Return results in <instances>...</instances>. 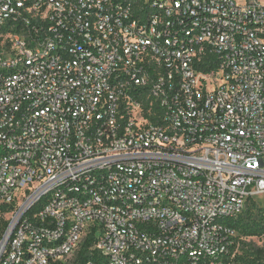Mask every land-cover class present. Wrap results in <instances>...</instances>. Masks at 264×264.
<instances>
[{
	"label": "built area",
	"instance_id": "1",
	"mask_svg": "<svg viewBox=\"0 0 264 264\" xmlns=\"http://www.w3.org/2000/svg\"><path fill=\"white\" fill-rule=\"evenodd\" d=\"M261 196L264 0H0V264H226Z\"/></svg>",
	"mask_w": 264,
	"mask_h": 264
},
{
	"label": "trees",
	"instance_id": "2",
	"mask_svg": "<svg viewBox=\"0 0 264 264\" xmlns=\"http://www.w3.org/2000/svg\"><path fill=\"white\" fill-rule=\"evenodd\" d=\"M261 204L262 203L259 201V197L251 199L248 202L245 211L236 220H232L228 223L231 228L236 230L237 234L238 231L241 232V236L239 235V237H237L235 246L236 250L240 243L242 244V249L244 247H246V249L242 251L240 255L236 252L232 258H228L226 260V264H264V250L255 246L253 243L250 245L246 244L245 241H241L242 237L251 238L261 237L262 235H264V216L261 209H258ZM254 209H257V211L260 212L261 217L259 219L257 217H252V212ZM245 212L247 214V218L244 223V219H241L240 217ZM92 243V237H89L84 241L74 261V264H82L87 259H96L94 254L90 251Z\"/></svg>",
	"mask_w": 264,
	"mask_h": 264
},
{
	"label": "rangeland",
	"instance_id": "3",
	"mask_svg": "<svg viewBox=\"0 0 264 264\" xmlns=\"http://www.w3.org/2000/svg\"><path fill=\"white\" fill-rule=\"evenodd\" d=\"M241 1V0H239ZM259 201L262 203L260 207H258V209H261V211L263 212V216H264V196L259 197ZM246 212L240 217L241 219H244V223L246 221ZM252 217H257L258 219L261 217V214L259 211H257V209H254L252 212ZM240 233V234H239ZM239 235L241 236V232L238 231L237 237H239ZM241 241H245L246 244H254L255 246L262 248L264 250V235H262L261 237H251V238H247V237H242ZM239 244V243H238ZM246 249V247H244L242 249V244L240 243L237 247V254H241L242 251H244Z\"/></svg>",
	"mask_w": 264,
	"mask_h": 264
}]
</instances>
